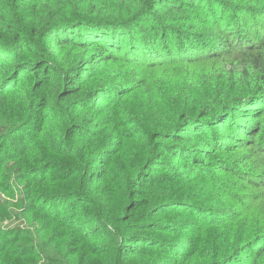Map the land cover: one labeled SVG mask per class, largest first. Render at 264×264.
I'll list each match as a JSON object with an SVG mask.
<instances>
[{
	"label": "rangeland",
	"instance_id": "374dc122",
	"mask_svg": "<svg viewBox=\"0 0 264 264\" xmlns=\"http://www.w3.org/2000/svg\"><path fill=\"white\" fill-rule=\"evenodd\" d=\"M104 1L114 4L116 0ZM65 3L73 5L70 0ZM68 14L76 16L71 10ZM132 21L123 28L125 33L118 34L126 42L130 37L139 40L126 50L137 46L133 57L142 61L116 59L89 66L88 78L100 88H94L91 108L68 106L67 99H88L87 90L93 88L59 99L50 87L48 101L40 96L32 99L35 103L28 101L33 97L28 95L33 74L26 78L28 83L0 95V264H171L175 254L187 252L190 245L192 250L200 249L204 258L213 246L232 237L251 238L256 226L264 225V186L252 182H264V140L255 146L225 148L216 163L229 169L220 170L212 163L203 174L188 171L164 147L158 148L162 157L155 159L151 150L156 146L149 145L147 136L170 121L160 100L175 96V83L183 74L200 77L208 64L173 61L178 56L167 57L163 64L147 62L146 48L158 58L180 43L165 30L172 26L169 21L158 27V39L146 22ZM68 29L72 36L77 34L73 27ZM179 30L184 43L191 40L187 45L192 42L198 47L206 41L194 31ZM94 50L68 45L49 51L54 63L66 69ZM119 86L127 94L115 95ZM40 108L44 110L41 120L35 115ZM41 121L46 122L43 127ZM18 123L22 125L15 128ZM215 135L216 143H234L220 132ZM194 141L200 144L199 138ZM74 146H79L83 162L77 149L70 150ZM188 146L180 151L183 161L191 154L192 144ZM137 172L142 184L131 192L129 174ZM29 174L46 175L47 182ZM80 188L82 193L77 195ZM82 195L89 199L83 200ZM56 215L62 223L54 222ZM217 219L228 221L210 229L205 226ZM140 223L145 231L134 234ZM166 223L182 233L154 231ZM129 249L137 253L130 255ZM189 264H199V258Z\"/></svg>",
	"mask_w": 264,
	"mask_h": 264
},
{
	"label": "trees",
	"instance_id": "16d2710c",
	"mask_svg": "<svg viewBox=\"0 0 264 264\" xmlns=\"http://www.w3.org/2000/svg\"><path fill=\"white\" fill-rule=\"evenodd\" d=\"M70 1L72 6L64 4V0H0V95L28 83L26 78L33 74V90L28 92L33 97L28 101L32 102L39 96L41 100L48 101L50 87L59 99L93 88L87 90L88 99H67L68 106L81 104L91 108L89 103L95 98L94 88H100L91 84L87 72L89 66L116 59L129 63L142 61L133 57L137 46L126 50L127 46L132 47L139 40L127 37L130 40L126 42V37L118 34L127 31L123 29L126 23L130 20H133L131 23L146 22L145 25L154 31L152 36L158 39V27L169 21L166 23L172 26L165 27V30L180 43L179 47L173 46L169 55L160 57V54L158 58L151 57L152 50L146 48L147 62L163 64L178 56L179 59L173 61L191 65L207 62L208 68L201 71L200 77L190 76L191 72L183 74L175 83V96L160 100L170 121H166L161 130L147 136L149 145L156 146L151 150L156 155L155 159L162 157L163 150L158 148L164 147L179 163H184L188 171L203 174L208 167L219 165L216 163L218 154L225 148L255 146L264 140V0H116L114 4H107L104 0ZM70 10L76 12V16L69 17ZM180 21L187 23L182 25ZM71 27L76 35L69 32ZM181 28L200 34L206 41L199 43L198 47L192 42L185 44L191 40L184 38V43ZM68 45L77 50H95L63 69L62 65L54 63L49 50ZM187 46L193 49L187 50ZM182 86L184 90L181 92ZM124 94L127 92L119 86L115 95ZM42 113L43 108L35 109L40 120ZM40 123H43L42 127L46 124ZM21 125L18 123L14 127ZM217 127L223 130L219 131ZM219 132L234 143H216L215 134ZM195 138L200 139V144L194 141ZM189 144H192L191 154L183 161L180 151L186 150ZM75 149L79 161L83 162L79 146L70 147L71 151ZM209 158L214 162H207ZM217 167L229 169L223 165ZM29 175L40 183L47 182L46 175ZM129 177L127 187L132 192L133 186L142 184L143 179L138 177V172L133 176L129 174ZM252 182L259 187L264 186V182ZM75 193L80 195L81 188ZM81 197L89 199L86 195ZM58 219L59 215H56L54 222L62 223ZM224 221L228 220L208 221L205 226L210 229ZM145 227L140 223L132 231L134 234L142 233ZM153 227L151 224V229ZM160 227L161 230L154 231L181 232L180 228L167 223L160 224ZM191 248L192 245L187 252H175L171 264H189L196 258H199V264H264V225L256 226L251 238L232 237L213 246L212 253L204 258L200 249ZM127 251L130 255L137 253L131 249Z\"/></svg>",
	"mask_w": 264,
	"mask_h": 264
}]
</instances>
